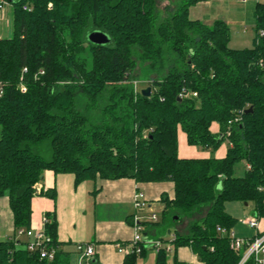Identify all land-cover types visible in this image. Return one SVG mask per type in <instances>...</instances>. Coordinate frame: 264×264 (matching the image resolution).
Returning <instances> with one entry per match:
<instances>
[{
  "label": "trees",
  "instance_id": "16d2710c",
  "mask_svg": "<svg viewBox=\"0 0 264 264\" xmlns=\"http://www.w3.org/2000/svg\"><path fill=\"white\" fill-rule=\"evenodd\" d=\"M205 1L176 0L159 10L158 0H14L12 36L0 39V197L13 223V237L0 241V264H74L59 250L53 214L44 231L58 247L53 261L15 239L30 229L31 199L45 171L72 174L74 187L169 183L172 196L159 197L161 225H153L187 227L172 241L160 239L154 264H167L168 245L187 247L202 264L238 263L217 229L234 227L227 202H250L264 219V2L255 3L252 47L231 49L223 21L189 18ZM92 32L108 44H90ZM138 63L150 76L149 97L132 85ZM182 91L196 97L180 99ZM179 131L202 150L225 144V155L180 158ZM45 142L49 160L32 150ZM240 162L246 170L235 177ZM40 195L55 200L54 189ZM138 259L129 254L123 264Z\"/></svg>",
  "mask_w": 264,
  "mask_h": 264
},
{
  "label": "crops",
  "instance_id": "0c3cea01",
  "mask_svg": "<svg viewBox=\"0 0 264 264\" xmlns=\"http://www.w3.org/2000/svg\"><path fill=\"white\" fill-rule=\"evenodd\" d=\"M209 3L210 0H206L191 7L189 9V18L211 26L216 19L223 18L222 20L219 19V21L225 23L224 20L227 15L232 16L229 11L225 15L208 13L209 9H211L209 8ZM12 19L13 7L12 4L7 3L0 11V39H7L12 36ZM213 126L216 127L215 131L212 129ZM210 129L212 133L218 132L216 124H212ZM179 133L181 132H178V138ZM183 137L186 143L184 134ZM225 151L226 146L223 144L215 152L214 157L222 158L225 155ZM186 153L191 154L188 150ZM180 158H207V156L197 155L196 153L189 157L181 156ZM37 186L42 193L54 189L55 200L52 201L40 194L33 196L31 199L30 229H41L43 216L53 214L57 224L56 240L59 243V250L71 254L74 264L78 263V256L75 252L77 244L92 245L95 252L94 260L98 264H123L124 256L118 252L116 245L125 244L131 240L133 234L131 224L134 215L141 218L142 224L146 227V236L150 239L172 241L176 233L184 234L186 231L187 222L185 221L171 226L155 228L158 225L154 226L148 220L150 213L155 214L156 205L159 206V210H163V205L159 202L160 195L165 193L169 197L172 196V185L169 183L137 184L129 179L116 181L97 180L94 182L85 181L74 187V176L72 174L54 175L50 171H45L41 182ZM137 191L144 194L147 202V208L141 212H135L132 204L133 195ZM261 220H259V232L264 231V220ZM234 228H232L231 232L237 239H250L256 233L251 228L249 229L255 231L254 235L236 232ZM168 234H171L169 236L170 239L167 237ZM12 237L13 223L8 200L6 197H0V241L10 240ZM19 240L27 241L24 238ZM169 249L166 251L167 264H173L174 262L202 264L187 247H179L173 250L170 246ZM149 254L146 251L144 256L139 259L143 261L149 260ZM154 262L155 255L152 263L154 264Z\"/></svg>",
  "mask_w": 264,
  "mask_h": 264
},
{
  "label": "built area",
  "instance_id": "2783aa9c",
  "mask_svg": "<svg viewBox=\"0 0 264 264\" xmlns=\"http://www.w3.org/2000/svg\"><path fill=\"white\" fill-rule=\"evenodd\" d=\"M259 1V0H256ZM7 4L4 0H0V11L3 6ZM263 35V32H260ZM136 83L133 82L134 91H136ZM25 91L24 88H21ZM1 94V93H0ZM196 97L195 93H186L182 91L179 94V98ZM41 191L38 186H35V195L40 194ZM132 204L135 212H141L147 208V202L142 192L137 191L134 193L132 198ZM149 222L154 224L158 222V218L154 213H150ZM42 228L38 230L33 229H19L15 233V239L20 238L26 239L25 249L30 254L37 255L40 259L51 262L54 260L58 247L53 246L51 239L45 234V225L48 222L47 216L42 218ZM249 228L256 231L255 235L250 239H237L233 236L232 232H225L224 230L217 229L222 235L229 238L230 249L240 255V259L237 264H264V231L259 232V220L254 216L253 218L246 221ZM131 228L133 231L132 238L125 244H117L116 248L120 254L127 256L133 254L140 258L142 252L147 249L154 248L156 252L163 248V242L157 239H150L146 236V227L142 224L141 218L134 215L132 218ZM175 237L172 238L174 240ZM170 246L165 247V252L170 250ZM75 252L78 256L77 264H92L94 260V248L90 244H77L75 246Z\"/></svg>",
  "mask_w": 264,
  "mask_h": 264
},
{
  "label": "rangeland",
  "instance_id": "374dc122",
  "mask_svg": "<svg viewBox=\"0 0 264 264\" xmlns=\"http://www.w3.org/2000/svg\"><path fill=\"white\" fill-rule=\"evenodd\" d=\"M260 2H264V0H259ZM256 0H210L209 12L213 15H225L226 12H230L232 16H228L224 20L225 24L229 29V48L231 49H244L252 47L255 31H254V5ZM176 3V0H158V9L162 10L165 6L169 4ZM206 13V12H204ZM218 17V16H217ZM223 19V18H219ZM216 19L214 22L219 21ZM213 22V23H214ZM11 35V34H10ZM9 35V36H10ZM8 36V37H9ZM11 37V36H10ZM87 67L90 68V58L88 60ZM150 77L144 70V66L138 63L136 71L132 77V85L133 82L136 83V91L141 92L144 89L150 88L147 83V78ZM216 127L213 126L212 129L215 131ZM179 151L178 155L181 156H191L201 154L207 157H214L215 153L211 152V150H202L200 147H188L184 141L183 134L179 133ZM33 153L40 156L43 160H49L50 158V149L48 142L33 146ZM189 151L188 154L186 153ZM186 153V154H185ZM193 153V154H192ZM245 173V164L244 162L237 163L234 170L235 177H242ZM155 215L157 216L158 222L162 221V210H159V206L156 205ZM253 204L252 203H242V202H227L224 205V210L226 213L230 214L231 217L234 218V230L236 232H244L248 234L255 233L254 230L249 229L246 224V221L253 218ZM171 216L170 213L164 215L166 219H169ZM175 219V217H174ZM264 220V219H263ZM261 220V221H263ZM260 221V222H261ZM180 234V233H179ZM171 234H168V238ZM181 235V234H180ZM167 238V239H168ZM170 239V238H169ZM149 255V260L143 261L142 259H138L137 264H153L154 255L156 256V250L154 248L147 249Z\"/></svg>",
  "mask_w": 264,
  "mask_h": 264
},
{
  "label": "water",
  "instance_id": "95a60500",
  "mask_svg": "<svg viewBox=\"0 0 264 264\" xmlns=\"http://www.w3.org/2000/svg\"><path fill=\"white\" fill-rule=\"evenodd\" d=\"M6 3L8 4H12L14 2V0H4ZM87 41L90 44L96 45V46H104L106 44H108L109 39L108 37L101 33V32H92L90 34H88L87 36ZM150 88L144 89L141 91V95L143 97H149L150 96ZM251 110L248 109L246 112H250Z\"/></svg>",
  "mask_w": 264,
  "mask_h": 264
}]
</instances>
